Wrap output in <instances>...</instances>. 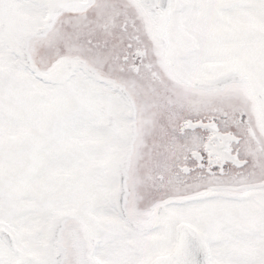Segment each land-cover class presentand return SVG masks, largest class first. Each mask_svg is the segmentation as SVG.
Masks as SVG:
<instances>
[{"label": "snow or ice", "instance_id": "6c2138e0", "mask_svg": "<svg viewBox=\"0 0 264 264\" xmlns=\"http://www.w3.org/2000/svg\"><path fill=\"white\" fill-rule=\"evenodd\" d=\"M0 264H264V0H0Z\"/></svg>", "mask_w": 264, "mask_h": 264}]
</instances>
